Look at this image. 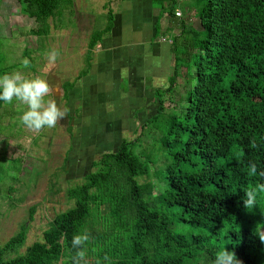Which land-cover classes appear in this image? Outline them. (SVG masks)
<instances>
[{
  "label": "trees",
  "instance_id": "obj_1",
  "mask_svg": "<svg viewBox=\"0 0 264 264\" xmlns=\"http://www.w3.org/2000/svg\"><path fill=\"white\" fill-rule=\"evenodd\" d=\"M21 1V13L41 24L32 29L40 36L50 33V18L74 3ZM110 3L106 25L91 32L84 67L62 84L65 99L90 75L96 47L118 23ZM185 5L201 28L176 13ZM152 6L158 9L154 38L163 34L164 17L180 26L172 36L168 85L148 81L155 112L140 120L138 137L100 153L84 181L67 189L73 205L54 217L42 240L21 253L24 224L0 244V264H73L71 241L81 232L90 237L81 264H211L225 247L242 264H264V241L256 233L264 229V0H152ZM183 75L188 84L178 102ZM168 103L175 105L168 110ZM142 135L151 137L148 148ZM161 157L157 181H141ZM253 189L257 205L249 210L244 199Z\"/></svg>",
  "mask_w": 264,
  "mask_h": 264
},
{
  "label": "rangeland",
  "instance_id": "obj_2",
  "mask_svg": "<svg viewBox=\"0 0 264 264\" xmlns=\"http://www.w3.org/2000/svg\"><path fill=\"white\" fill-rule=\"evenodd\" d=\"M108 2L117 13V26L96 47L90 75L78 80L65 99L62 84L75 80L84 67L91 32L107 23ZM21 7V0H0V69L46 77L52 88L46 100H55L67 113L55 127L37 130L21 122L27 107L22 102L4 103L0 109V244L26 224L23 253L42 240L58 213L73 205L67 189L84 181L100 153L117 150L124 137L140 135L143 120L156 109L145 83L168 85L174 73L172 36L179 34L180 26L164 17L163 34L154 38L158 9L152 0H74L62 15L49 19L50 33L40 36L32 29L41 24L22 14ZM177 10L187 24L201 28L188 6ZM53 48L59 51L54 63L47 58ZM25 58L31 61L28 67L23 66ZM186 76L178 80V102L186 91ZM143 105L147 107L137 116L136 108ZM173 105L168 103V110ZM141 139L148 148L151 137ZM163 164V157L153 162L150 175L141 181H157L155 171Z\"/></svg>",
  "mask_w": 264,
  "mask_h": 264
},
{
  "label": "clouds",
  "instance_id": "obj_3",
  "mask_svg": "<svg viewBox=\"0 0 264 264\" xmlns=\"http://www.w3.org/2000/svg\"><path fill=\"white\" fill-rule=\"evenodd\" d=\"M59 55L58 49H51L47 52L50 62H55ZM31 61L27 58L23 60V66L28 67ZM52 88L46 77L36 75H26L21 71L6 72L0 75V102L12 104L20 101L26 105V109L20 116L21 122L30 129H42L44 127L53 128L57 121L67 113L61 109L55 100H46L47 94ZM252 174L257 173V166L250 167ZM264 176V171H260ZM245 206L251 210L257 205L256 191L248 190L244 199ZM260 239L264 241V229L256 231ZM87 232L74 234L72 237V247L77 249V254L73 256V264H81V260L86 255L85 243L89 240ZM211 264H242L235 252L227 249L218 250Z\"/></svg>",
  "mask_w": 264,
  "mask_h": 264
},
{
  "label": "crops",
  "instance_id": "obj_4",
  "mask_svg": "<svg viewBox=\"0 0 264 264\" xmlns=\"http://www.w3.org/2000/svg\"><path fill=\"white\" fill-rule=\"evenodd\" d=\"M117 26V25H116ZM115 26V27H116ZM115 27H114V29H115ZM114 29H113V31H114ZM113 31H112V33H113ZM106 38V37H105ZM105 38H104V40H105ZM148 77H146V79H145V82H147L148 81V79H147ZM152 84V83H151ZM145 86H146V88L151 92L152 91V87H154L155 85H152V87H149V85H148V82L147 83H145ZM151 86V85H150ZM141 105V103H139V106Z\"/></svg>",
  "mask_w": 264,
  "mask_h": 264
},
{
  "label": "built area",
  "instance_id": "obj_5",
  "mask_svg": "<svg viewBox=\"0 0 264 264\" xmlns=\"http://www.w3.org/2000/svg\"><path fill=\"white\" fill-rule=\"evenodd\" d=\"M178 15H182V11L181 10H178L177 12H176Z\"/></svg>",
  "mask_w": 264,
  "mask_h": 264
},
{
  "label": "flooded vegetation",
  "instance_id": "obj_6",
  "mask_svg": "<svg viewBox=\"0 0 264 264\" xmlns=\"http://www.w3.org/2000/svg\"><path fill=\"white\" fill-rule=\"evenodd\" d=\"M147 14V13H146Z\"/></svg>",
  "mask_w": 264,
  "mask_h": 264
}]
</instances>
